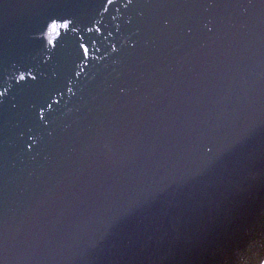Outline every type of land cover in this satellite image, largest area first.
Instances as JSON below:
<instances>
[{"label":"water","instance_id":"obj_1","mask_svg":"<svg viewBox=\"0 0 264 264\" xmlns=\"http://www.w3.org/2000/svg\"><path fill=\"white\" fill-rule=\"evenodd\" d=\"M0 264H264V0H0Z\"/></svg>","mask_w":264,"mask_h":264}]
</instances>
